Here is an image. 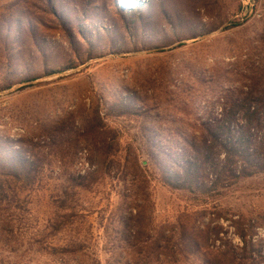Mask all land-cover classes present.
<instances>
[{
  "label": "rangeland",
  "instance_id": "obj_1",
  "mask_svg": "<svg viewBox=\"0 0 264 264\" xmlns=\"http://www.w3.org/2000/svg\"><path fill=\"white\" fill-rule=\"evenodd\" d=\"M257 72L264 0H0V173L30 168L0 176V264L114 261L139 206L161 227L206 209L264 264V171L197 200L163 182Z\"/></svg>",
  "mask_w": 264,
  "mask_h": 264
},
{
  "label": "trees",
  "instance_id": "obj_2",
  "mask_svg": "<svg viewBox=\"0 0 264 264\" xmlns=\"http://www.w3.org/2000/svg\"><path fill=\"white\" fill-rule=\"evenodd\" d=\"M240 77L239 87L233 88L237 97L218 101L219 111L212 119L202 121L204 131L199 141L195 135L188 136L186 157L180 167L176 171L167 168L163 182L168 188L187 192L197 200L218 192L219 188H228L240 178L264 171V74L257 72L255 78L251 73H243ZM29 174L30 168L24 166L2 170L0 176L21 180ZM139 207L138 212L129 211L123 220L125 247L116 255L118 258L106 264H119L124 259L121 252L129 257L123 264H258L260 255L254 257L251 240L242 231L236 233L240 245L231 240L220 242L217 228H210V222L204 223L206 209L186 210L173 224L161 227ZM64 251L84 252L86 264H100L90 257L95 254L91 247Z\"/></svg>",
  "mask_w": 264,
  "mask_h": 264
}]
</instances>
